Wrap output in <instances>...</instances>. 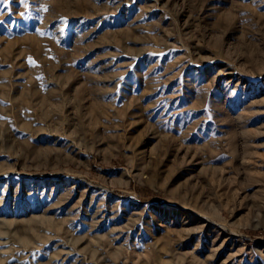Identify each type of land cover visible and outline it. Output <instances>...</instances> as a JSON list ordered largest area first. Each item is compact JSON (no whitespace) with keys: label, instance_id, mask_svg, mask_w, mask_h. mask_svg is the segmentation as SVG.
I'll list each match as a JSON object with an SVG mask.
<instances>
[{"label":"rangeland","instance_id":"374dc122","mask_svg":"<svg viewBox=\"0 0 264 264\" xmlns=\"http://www.w3.org/2000/svg\"><path fill=\"white\" fill-rule=\"evenodd\" d=\"M0 264H264V0H0Z\"/></svg>","mask_w":264,"mask_h":264},{"label":"trees","instance_id":"16d2710c","mask_svg":"<svg viewBox=\"0 0 264 264\" xmlns=\"http://www.w3.org/2000/svg\"><path fill=\"white\" fill-rule=\"evenodd\" d=\"M143 189H144L143 191H146V190H147V191H150L148 188L146 189L145 187H144Z\"/></svg>","mask_w":264,"mask_h":264}]
</instances>
